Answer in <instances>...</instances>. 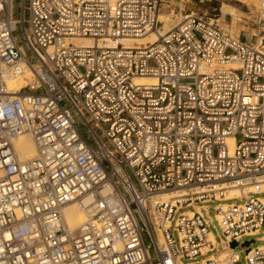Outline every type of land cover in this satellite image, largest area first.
Masks as SVG:
<instances>
[{"label":"built area","instance_id":"obj_1","mask_svg":"<svg viewBox=\"0 0 264 264\" xmlns=\"http://www.w3.org/2000/svg\"><path fill=\"white\" fill-rule=\"evenodd\" d=\"M11 1L0 0V264H264L253 246L264 241V39L178 8L159 35L163 0H20L16 20ZM253 23L260 35L264 14ZM23 134L35 156L19 161ZM70 203L86 219L66 232Z\"/></svg>","mask_w":264,"mask_h":264},{"label":"rangeland","instance_id":"obj_2","mask_svg":"<svg viewBox=\"0 0 264 264\" xmlns=\"http://www.w3.org/2000/svg\"><path fill=\"white\" fill-rule=\"evenodd\" d=\"M190 1L192 2L190 5L187 6V8H181V15L189 13V12H193L195 14L205 15L210 18L217 17L219 19L218 20L219 26L227 30L233 35L241 36L242 30H248L252 34L256 35L257 42H259L260 38L264 39V30L261 31L260 35H257V28H256L255 23H253L255 22L258 15H260L261 13L264 14V9L263 10L260 9V4L262 3V0H207L206 2L203 1L200 4L197 2V0H190ZM19 7H20V0L11 1V16H12V19L14 20L19 19L20 17ZM221 10H224L226 12L225 14L228 16L226 15L224 16L223 14H221ZM171 13H173L174 16L179 17L177 16L178 15L177 9L174 10V6H170L169 8L162 7V10L160 12V14H164V15L166 14L168 15ZM221 16L225 17V19L222 20ZM166 27L168 26L167 25L163 26V22H162L160 26V30L162 28L165 29ZM14 35L17 39L18 44L22 46V48L24 49L27 60H31L21 40L19 26H17ZM73 119L76 124L78 132L84 139H86L87 135L85 133V129L81 126L80 122L75 116H73ZM89 145L91 146V148H95L91 142H89ZM244 196L242 195V196L233 197V198H240ZM209 216L210 217L212 216L211 211H209ZM210 231L215 237H220L219 230L210 229ZM141 237H142L144 246L151 245L149 238L145 235L144 232L141 234ZM258 237H264V224L260 228L258 235L255 238H258ZM255 238H251V239H255ZM263 244H264V241L255 242L253 246H258V245H263ZM235 250L238 251L240 250V248L237 247ZM148 252L151 254L152 250H149ZM242 257H243V254H239L240 264H244Z\"/></svg>","mask_w":264,"mask_h":264},{"label":"bare ground","instance_id":"obj_3","mask_svg":"<svg viewBox=\"0 0 264 264\" xmlns=\"http://www.w3.org/2000/svg\"><path fill=\"white\" fill-rule=\"evenodd\" d=\"M226 12L224 10H221V14H225ZM226 15V14H225ZM158 21L163 22V26L167 25L165 29L162 28L159 31V35L166 32L170 27L175 26L178 24L180 21V17L174 16L173 13L171 14H159ZM157 35L156 34H148L145 35L139 39H134V40H122L120 43H122L126 47H138L141 45H144L146 43H152L156 40ZM262 38L259 39V41ZM74 44L80 45L83 48H95V43L92 42L89 39H82V40H73L72 41ZM30 81L29 75L25 74L23 77H18L16 80L10 81L8 83V90H17L23 88L28 82ZM154 83L153 80L151 79H145V78H137L133 80L134 85H152ZM228 146H229V151L232 149V139L229 138L226 140ZM12 146L14 149V152L16 154V157L19 161H25L33 158L35 156V148L32 142L31 137L28 134H23L19 137H17L13 142ZM246 192H252L251 188H246V189H227L224 193L225 200L231 199L233 197H238V196H244ZM174 196V193H166L161 196L153 197L151 199V202H167L171 201L169 199H172ZM245 197V196H244ZM83 205L88 203V200H84L82 202ZM197 212L198 209H195ZM61 225L62 228L66 232H72L75 229H77L86 219L85 211L81 207L80 204H75V203H70L65 205L61 211ZM212 242L213 240L210 239Z\"/></svg>","mask_w":264,"mask_h":264},{"label":"crops","instance_id":"obj_4","mask_svg":"<svg viewBox=\"0 0 264 264\" xmlns=\"http://www.w3.org/2000/svg\"><path fill=\"white\" fill-rule=\"evenodd\" d=\"M192 1L190 0H163V7L169 8L170 6H174V10L181 9V8H187L188 5L191 4ZM225 16V14H223ZM228 16V15H226ZM222 20L225 19V17L221 16ZM262 40V39H261Z\"/></svg>","mask_w":264,"mask_h":264},{"label":"water","instance_id":"obj_5","mask_svg":"<svg viewBox=\"0 0 264 264\" xmlns=\"http://www.w3.org/2000/svg\"><path fill=\"white\" fill-rule=\"evenodd\" d=\"M249 243H250V242H245V243L243 244V246L246 247V246H248ZM233 247H235V243H231V244H230V248H233Z\"/></svg>","mask_w":264,"mask_h":264}]
</instances>
